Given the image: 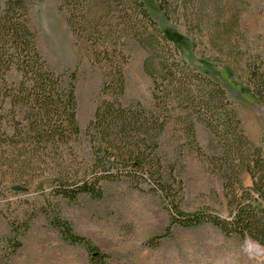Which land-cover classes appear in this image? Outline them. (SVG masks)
I'll list each match as a JSON object with an SVG mask.
<instances>
[{"label": "trees", "instance_id": "1", "mask_svg": "<svg viewBox=\"0 0 264 264\" xmlns=\"http://www.w3.org/2000/svg\"><path fill=\"white\" fill-rule=\"evenodd\" d=\"M31 1L0 0V99L1 104L8 102L14 122L9 130L0 124L3 180L10 173L27 176V170L35 168L48 148L67 146L81 135L76 118L77 75L73 72L66 78L55 72L40 54L29 28ZM154 1L156 17L150 16L141 0H61L78 62L85 56L94 69L101 71L100 96L104 99L84 131L91 155L87 174L80 178L79 169L73 173L60 169L62 182L52 188L51 194L69 202L81 195L100 200L104 182L128 180L136 189L146 186L160 193L168 205L166 232L155 238L152 247L168 238L173 227L191 229L205 224L226 237L250 239L264 247V208L257 206L264 201L262 149L245 135L225 89L179 60L177 48L160 29L161 17L170 23L181 21L192 50L197 46L195 37L205 36L218 55L217 62L222 61V55L225 61L237 63L248 53L237 46L243 36L239 18L245 0ZM130 43L145 52L142 69L152 84L151 108L139 102L129 106L120 102L126 85L124 68L129 61L125 49ZM13 70L19 80L8 83L7 75ZM238 78L264 107V62L247 55L243 77ZM171 122L181 127L195 145L196 125L203 126L218 141L210 164L222 183L227 217L210 209L191 214L179 211L182 182L176 179L175 167L168 165L160 152L161 137ZM243 173L250 176L251 187L243 185ZM50 208L49 217L50 213L40 207L64 242L85 249L87 264H110L107 253L76 234L56 206ZM28 220L24 232L30 227ZM8 224L12 234L19 235L20 228L14 222ZM20 247L15 240L11 253L4 255L0 264H7L9 256Z\"/></svg>", "mask_w": 264, "mask_h": 264}, {"label": "rangeland", "instance_id": "2", "mask_svg": "<svg viewBox=\"0 0 264 264\" xmlns=\"http://www.w3.org/2000/svg\"><path fill=\"white\" fill-rule=\"evenodd\" d=\"M141 1L151 17L158 15L154 0ZM242 8L239 30L243 36L237 46L264 62V0H245ZM66 16L61 0H32L29 5V28L42 57L66 78L73 72L77 75L76 118L81 135L67 146L48 148L34 164L35 168L27 170V176L9 172L5 180L0 177V261L11 253L10 246L16 240L21 247L9 256L7 264H87L85 249L64 242L51 226L48 215L40 209L44 207L50 217V207L56 206L55 210L76 234L88 238L110 256V264H264V247L250 239L226 237L209 224L191 229L173 227L168 238L152 247L155 238L166 232L170 217L168 205L160 193L151 192L146 186L136 189L128 180L104 182L100 200L81 195L69 202L51 194L52 188L62 182L58 175L60 169L72 173L79 169L80 178L87 174L91 155L84 131L104 99L100 96L101 71L94 69L85 56L78 62L75 39ZM160 29L177 48L179 60L217 81L242 114L249 108L256 109L255 116L264 125V107L259 102L251 107L250 88L238 78L243 77L247 55L237 63L227 62L221 55L222 61L217 62L218 55L205 36L195 37L197 46L192 50L183 22L170 23L161 17ZM125 55L129 61L124 68L126 85L120 102L124 106L139 102L151 108L152 84L142 69L145 52L130 43ZM18 80L19 74L14 70L7 75L8 83ZM1 103L0 99V124L9 130L8 126L14 123L12 115L8 102ZM196 142V145L191 143L174 122L161 137V155L168 165L175 167L176 179L182 182L181 190L175 187L180 191L179 211L191 214L210 209L227 217L222 183L210 164L219 143L201 125H196ZM253 144L264 155V137ZM32 214L37 216L31 219ZM27 220L30 227L24 232ZM8 221L20 228L19 235L12 234ZM251 246L259 248L260 253Z\"/></svg>", "mask_w": 264, "mask_h": 264}, {"label": "crops", "instance_id": "3", "mask_svg": "<svg viewBox=\"0 0 264 264\" xmlns=\"http://www.w3.org/2000/svg\"><path fill=\"white\" fill-rule=\"evenodd\" d=\"M248 101L250 102L251 107L254 106V103L258 104V101H256V99L253 96L250 99H248ZM234 110L236 116L242 123V127L247 138L253 143L256 141L259 142L262 139V137H264V125L255 116L256 109L254 110L249 108L247 112H245V114H242V112L239 110L237 105L234 104ZM248 126L250 127V129L248 128ZM252 129L253 131H251ZM242 183L245 187H251V179L247 173H243ZM257 206L259 208H264V201H259L257 203Z\"/></svg>", "mask_w": 264, "mask_h": 264}, {"label": "bare ground", "instance_id": "4", "mask_svg": "<svg viewBox=\"0 0 264 264\" xmlns=\"http://www.w3.org/2000/svg\"><path fill=\"white\" fill-rule=\"evenodd\" d=\"M251 249H252L253 251H255L256 253H260V249L257 248L256 246H251Z\"/></svg>", "mask_w": 264, "mask_h": 264}]
</instances>
